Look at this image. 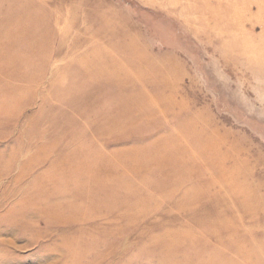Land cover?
Masks as SVG:
<instances>
[{
	"label": "rangeland",
	"instance_id": "rangeland-1",
	"mask_svg": "<svg viewBox=\"0 0 264 264\" xmlns=\"http://www.w3.org/2000/svg\"><path fill=\"white\" fill-rule=\"evenodd\" d=\"M0 264H264V0H0Z\"/></svg>",
	"mask_w": 264,
	"mask_h": 264
}]
</instances>
